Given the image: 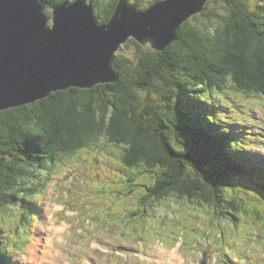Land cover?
Instances as JSON below:
<instances>
[{
	"label": "trees",
	"instance_id": "1",
	"mask_svg": "<svg viewBox=\"0 0 264 264\" xmlns=\"http://www.w3.org/2000/svg\"><path fill=\"white\" fill-rule=\"evenodd\" d=\"M44 1L52 9L66 0ZM119 1L89 0L99 24L112 19ZM250 4L210 1L164 51L132 38L123 47L135 46L136 60L117 54L116 83L73 87L0 112V210L19 206L23 220H32L35 208L19 197L22 203L46 187L62 159L108 145L121 150L129 182L144 188L135 216L182 199L226 222L249 215L264 226L261 198L245 201L237 183L258 167L235 155L239 137L228 131L222 105V96L231 100L227 87L264 92V10ZM44 170L46 180L38 182ZM7 248L0 236V264H8Z\"/></svg>",
	"mask_w": 264,
	"mask_h": 264
},
{
	"label": "rangeland",
	"instance_id": "2",
	"mask_svg": "<svg viewBox=\"0 0 264 264\" xmlns=\"http://www.w3.org/2000/svg\"><path fill=\"white\" fill-rule=\"evenodd\" d=\"M135 1L130 0V3ZM153 1L138 0L142 9H146L143 8L145 5L151 6ZM221 5L212 4L216 8ZM250 5L264 10V0H251ZM49 11L52 13V10ZM193 23L201 26L202 19L193 20ZM118 54L136 60L137 48L125 46ZM225 91H229L225 94L233 101L221 95L227 128L244 137L233 145L235 155L245 154L253 163L263 162L264 92L242 94L230 90V87ZM104 146L100 149L86 148L70 158L62 159L49 183L42 188V196L39 191L22 203L23 198L19 197L20 205L36 207L32 220L22 219L19 206H7L0 210V236L11 244L10 264L27 262L32 249H37L39 255L48 250L52 246L47 247L49 237L60 235L55 234L57 224L66 225L64 233L54 241L55 261L58 264H161L164 253L167 257L168 252L174 253L176 249L187 259V264H264V226L256 224L249 215H241L237 223L219 224L217 229L224 233L229 231L230 234L218 242L213 240L214 243H209L207 239L198 237L196 250L191 251L181 247L183 239L180 233H175L176 230L187 234L190 239L199 233L206 237L207 232H212L207 238L213 239L215 234L222 236L218 230L213 233L215 225L218 226L213 212L209 215L205 208L178 199L177 204L165 205L158 214L148 207L136 216L133 214L131 218H125L133 213L132 208L136 206L137 199L145 195V191L143 187H135L133 181L129 182L130 172L121 163V150ZM47 172H42L38 182L46 180ZM143 180L144 177H140L138 183ZM237 183L243 192L240 197H244L245 201L250 203L257 197L264 204V182H259L256 175L242 178ZM126 186L124 198L120 196L122 198L117 199L118 193L109 192L112 188L120 191ZM15 232L26 235L17 236ZM166 236L170 240H164ZM15 244L20 247L12 246ZM173 245L175 248H172ZM189 245L188 241L186 246ZM22 247L25 248L24 254L19 251V248L24 250Z\"/></svg>",
	"mask_w": 264,
	"mask_h": 264
},
{
	"label": "water",
	"instance_id": "3",
	"mask_svg": "<svg viewBox=\"0 0 264 264\" xmlns=\"http://www.w3.org/2000/svg\"><path fill=\"white\" fill-rule=\"evenodd\" d=\"M210 1L160 0L141 9L120 0L101 25L88 0L52 9L44 0H0V112L73 87L118 82L117 54L126 43L133 38L164 51Z\"/></svg>",
	"mask_w": 264,
	"mask_h": 264
},
{
	"label": "bare ground",
	"instance_id": "4",
	"mask_svg": "<svg viewBox=\"0 0 264 264\" xmlns=\"http://www.w3.org/2000/svg\"><path fill=\"white\" fill-rule=\"evenodd\" d=\"M253 150H255V149H253ZM56 229H57V227H55V230ZM47 247H49V245ZM55 248H56V244H54L51 247H49L48 250H45L42 255H39L38 254V250L37 249H32L29 252V254H30L29 260L27 262L25 261L24 264H58L55 261L57 259V256L54 253ZM161 255L159 257H161ZM156 256H158V255H156ZM161 258H160L162 260V263L161 264H187V259H185L178 252V250H176L174 253L168 252L167 253V257H166V255L164 253L163 257H161ZM59 264H61V263H59ZM63 264H66V263H63Z\"/></svg>",
	"mask_w": 264,
	"mask_h": 264
}]
</instances>
